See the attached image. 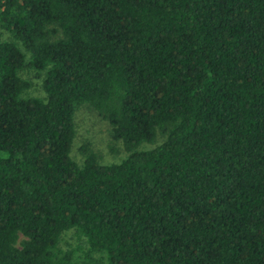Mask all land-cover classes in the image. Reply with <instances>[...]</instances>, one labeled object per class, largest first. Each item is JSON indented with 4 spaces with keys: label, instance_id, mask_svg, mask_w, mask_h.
<instances>
[{
    "label": "trees",
    "instance_id": "obj_1",
    "mask_svg": "<svg viewBox=\"0 0 264 264\" xmlns=\"http://www.w3.org/2000/svg\"><path fill=\"white\" fill-rule=\"evenodd\" d=\"M0 264H264V0H0Z\"/></svg>",
    "mask_w": 264,
    "mask_h": 264
},
{
    "label": "rangeland",
    "instance_id": "obj_2",
    "mask_svg": "<svg viewBox=\"0 0 264 264\" xmlns=\"http://www.w3.org/2000/svg\"><path fill=\"white\" fill-rule=\"evenodd\" d=\"M23 75L29 77L32 84L27 91L29 95H41L42 91L39 86V78L33 76V72H23ZM74 135L72 138L69 154L80 163L82 155L79 146L86 143L93 150L101 162L117 161L126 153L122 142L119 139H113L109 134V125L95 110L82 104L78 106L73 116ZM158 141V140H157ZM154 143H144L140 147H150ZM68 240V233L65 234ZM64 247V245H62Z\"/></svg>",
    "mask_w": 264,
    "mask_h": 264
}]
</instances>
